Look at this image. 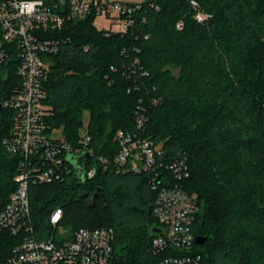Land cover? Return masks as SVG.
Segmentation results:
<instances>
[{
  "label": "trees",
  "instance_id": "16d2710c",
  "mask_svg": "<svg viewBox=\"0 0 264 264\" xmlns=\"http://www.w3.org/2000/svg\"><path fill=\"white\" fill-rule=\"evenodd\" d=\"M191 1L161 0L162 9L126 35H107L93 15L55 33L67 41L51 57L42 122L76 151L89 113L90 141L72 156L88 153L85 172L97 173L81 179L68 158L72 174L31 187V210L46 232L57 208L71 231L113 229L110 264L156 261L150 176L107 167L119 150L117 132H136L138 116L167 159L189 168L181 185L198 198L193 233L206 239L194 246L200 264H264V0H194L212 16L205 24ZM16 76L17 66L0 65V85L9 88ZM13 124V111L3 109L0 139ZM17 173L16 160L0 151V206Z\"/></svg>",
  "mask_w": 264,
  "mask_h": 264
},
{
  "label": "built area",
  "instance_id": "2783aa9c",
  "mask_svg": "<svg viewBox=\"0 0 264 264\" xmlns=\"http://www.w3.org/2000/svg\"><path fill=\"white\" fill-rule=\"evenodd\" d=\"M161 0H0V65L17 66V76L9 88L0 85V108L14 113L11 134L0 139V151L16 160L18 173L15 189L0 206V264H110L114 257L115 232L111 228H80L71 231L62 223L64 211L55 209L49 218L52 229H39L34 221L30 189L62 181L72 174L67 163L70 155L86 149L90 137L83 135L84 148L74 151L63 134L46 132L42 118L45 82L51 57L60 52L67 40L55 35L72 20L103 17L111 28L107 35H126L145 23L152 11H160ZM195 19L202 24L212 16L191 1ZM95 24V22H94ZM117 27V29H113ZM184 23H177L182 30ZM8 81V76H4ZM0 111V112H1ZM116 139L119 150L107 167L116 171L148 174L157 193L152 228L155 238L151 253L153 264H200L195 255L193 233L198 210L197 195L181 182L190 176L182 159H167L160 144L145 136L144 118L137 117V131L120 130ZM97 168L86 173L96 176ZM156 230V231H155Z\"/></svg>",
  "mask_w": 264,
  "mask_h": 264
},
{
  "label": "water",
  "instance_id": "95a60500",
  "mask_svg": "<svg viewBox=\"0 0 264 264\" xmlns=\"http://www.w3.org/2000/svg\"><path fill=\"white\" fill-rule=\"evenodd\" d=\"M62 3L65 2V0H61ZM1 111V108H0ZM69 160L74 163L76 171L81 179H84L86 177V166L91 160V156L88 153H84L82 156H69ZM156 231V230H155ZM206 239L198 237L196 239L197 245H203L205 243Z\"/></svg>",
  "mask_w": 264,
  "mask_h": 264
},
{
  "label": "rangeland",
  "instance_id": "374dc122",
  "mask_svg": "<svg viewBox=\"0 0 264 264\" xmlns=\"http://www.w3.org/2000/svg\"><path fill=\"white\" fill-rule=\"evenodd\" d=\"M95 26L99 29V30H109L111 28V24L109 21H107L105 18L100 17L98 19L95 20ZM113 29H117V27H113ZM90 120V115L89 113H86L84 115V126L83 129L81 131V136L86 135L87 134V127H88V123ZM61 131H57V134L59 135Z\"/></svg>",
  "mask_w": 264,
  "mask_h": 264
}]
</instances>
